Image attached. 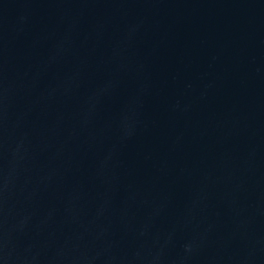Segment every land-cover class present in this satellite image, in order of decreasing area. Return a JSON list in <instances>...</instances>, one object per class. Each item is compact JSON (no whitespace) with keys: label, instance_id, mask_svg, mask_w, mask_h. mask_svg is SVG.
Instances as JSON below:
<instances>
[{"label":"water","instance_id":"1","mask_svg":"<svg viewBox=\"0 0 264 264\" xmlns=\"http://www.w3.org/2000/svg\"><path fill=\"white\" fill-rule=\"evenodd\" d=\"M0 264H264V0H0Z\"/></svg>","mask_w":264,"mask_h":264}]
</instances>
